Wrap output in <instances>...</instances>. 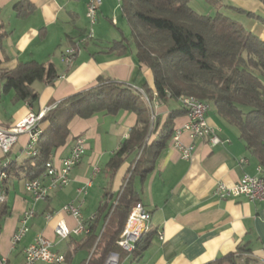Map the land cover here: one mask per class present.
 Wrapping results in <instances>:
<instances>
[{
	"label": "crops",
	"instance_id": "crops-1",
	"mask_svg": "<svg viewBox=\"0 0 264 264\" xmlns=\"http://www.w3.org/2000/svg\"><path fill=\"white\" fill-rule=\"evenodd\" d=\"M240 1L233 3L243 10ZM18 2H22L24 8L30 5L32 11L18 17L14 8ZM121 4L122 0H103L97 21L91 26L85 15L84 0H0V72L11 71L20 62L35 61L52 64L59 76L52 85L32 84V90L38 94L32 106L13 102V91L0 92L2 128L10 129L28 114H38L73 94L96 86L99 80L136 88L146 84L153 91V77L146 67H141L139 77L134 80L135 70L140 65L135 59V45ZM189 4L192 7L193 0ZM259 4L264 11L262 3ZM90 29L93 39L86 40ZM247 30L264 42V24L259 19L253 18ZM119 41H123L125 53L108 52ZM69 47L76 49L77 55L71 65L66 66L61 58ZM177 108H181L177 100H169L164 105L153 99L151 121L162 123L167 114ZM206 118L219 130L220 145L211 147L202 140H191L189 134L182 131L188 118L181 116L174 121L173 135L180 131V142L194 146L191 159H181L172 146V135L168 146L157 157L153 171L143 181H135L139 202L151 213L152 231L148 248L141 257L133 260L128 256L124 264H209L229 254H235L238 263L248 259L250 264H264V202L245 198L219 200L212 195L216 183L231 186L243 176H255L260 166L240 140L237 129L228 125L210 106ZM136 123V115L129 111L115 116L98 113L89 119L74 118L68 126L66 144L50 161L59 166L78 138L85 142V155L72 170L68 186L51 190L44 201L32 200L24 189L28 180L23 175L13 172L5 179L0 256L7 264H24L23 251L38 235L51 242L54 253L67 257V264H73L80 253L85 255L77 264L87 257V250L75 251L84 236L71 235L60 240L54 233L55 225L63 221L69 230L76 227V220L62 212V207L68 203L78 206L82 219L88 221L96 214L105 193L109 194V199H114L129 176L135 153L127 155L115 172L110 171L107 163ZM39 127L43 130L46 124L40 123ZM27 141V135H21L8 154L0 151V167L3 162L18 167L26 160ZM38 179L47 183L42 176ZM29 210L33 211V217L26 224L27 232L13 245V235Z\"/></svg>",
	"mask_w": 264,
	"mask_h": 264
},
{
	"label": "trees",
	"instance_id": "trees-1",
	"mask_svg": "<svg viewBox=\"0 0 264 264\" xmlns=\"http://www.w3.org/2000/svg\"><path fill=\"white\" fill-rule=\"evenodd\" d=\"M206 1L216 6L221 0ZM257 1L264 6V0ZM189 3L190 0H122L121 10L140 65L134 80L144 66L153 77V91L146 84L140 86L149 99L165 105L182 96L193 97L212 107L237 129L240 140L264 171V42L230 17L218 11L214 15L199 14ZM225 7L264 24V19L252 13ZM14 8L20 18L32 11L30 5L24 8L22 2ZM108 52L123 55V41L115 42ZM58 78L52 64L20 62L15 69L0 72V92L13 91V102L32 106L38 99L32 84L52 85ZM143 103L130 84L99 80L96 86L63 99L48 111L40 121L46 127L36 143V155L18 167L6 168L8 176L15 172L28 181L38 179L57 150L66 144L68 126L74 118L89 119L98 113L115 116L122 111L136 115V125L107 163L115 172L127 155L135 153L129 176L114 199L105 193L94 217L84 222L89 233L75 251L84 249L88 254L80 264H86L90 254L87 264H103L110 253L118 254L119 260L128 256L137 260L148 248L151 228L142 233L130 254L123 252L116 241L129 208L139 203L135 181H143L153 171L157 157L173 135L175 119L186 115V111L177 108L162 123H153L150 108ZM237 259L235 254H229L209 264H239ZM67 261L65 257L66 264ZM250 263L248 259L243 261Z\"/></svg>",
	"mask_w": 264,
	"mask_h": 264
},
{
	"label": "built area",
	"instance_id": "built-area-1",
	"mask_svg": "<svg viewBox=\"0 0 264 264\" xmlns=\"http://www.w3.org/2000/svg\"><path fill=\"white\" fill-rule=\"evenodd\" d=\"M86 7V18L91 26H93L99 14V9L103 3V0H84ZM93 39V32L90 29L86 40ZM68 51H71V47L64 51L61 62L66 66L71 65L75 58H68ZM77 53H75L76 57ZM133 90L140 92L141 97L148 98V95L141 88L132 86ZM180 107L186 111L188 121L182 128L189 134L191 140H202L211 147L220 145L222 143L219 138V130L216 127L211 126L206 118L208 107L194 102H180ZM56 105L42 110L38 114H28L26 118L15 124L10 129H4L0 126V151L3 154H8L13 145L17 142L19 136L27 135L28 141L24 148L25 155L33 152V137H35V131L40 125L41 119L46 115L47 111L55 108ZM180 131L172 137V146L178 150L181 159L190 160L194 146L183 145L180 140ZM86 145L83 139L78 138L70 151V154L61 161L59 166H55L51 161L48 162L45 172L42 175L43 179L47 180V183H43L41 179H35L26 181L24 184L25 191L30 194L34 202H41V194H49L51 190L61 189L68 186L70 182V174L72 170L79 164L83 156L85 155ZM5 163V162H3ZM8 175H0V199H5L6 193L3 183ZM212 195L219 200L222 199H236L245 198L251 202H264V171L261 167L258 169V173L255 176H243L237 183L228 186L222 182L216 183ZM62 212L73 217L77 224L73 230H69L63 221L56 223L54 228L55 235L60 240H66L72 236H86L89 233V229L84 225V220L81 217L79 207L73 203H68L62 207ZM1 213V210H0ZM33 217V211H27L21 221V226L17 229L13 235L12 244L15 245L21 241L25 233L27 232V222ZM151 228V213L139 202L129 208L124 228L116 241L117 246L125 253H132L135 248H132V238L135 237L138 229ZM159 239L162 241L163 236L158 234ZM51 242L42 235H38L34 241L28 245L23 251L24 264H59L60 256L62 254L54 253L51 250ZM89 255L87 262L90 258ZM86 262V264H87ZM119 256L116 253H110L104 260L103 264H118ZM0 264H7V260L0 256Z\"/></svg>",
	"mask_w": 264,
	"mask_h": 264
},
{
	"label": "rangeland",
	"instance_id": "rangeland-1",
	"mask_svg": "<svg viewBox=\"0 0 264 264\" xmlns=\"http://www.w3.org/2000/svg\"><path fill=\"white\" fill-rule=\"evenodd\" d=\"M235 0H221L216 6L213 5H206L205 0H193V6L192 9L195 10L199 14H206V15H214L217 11L230 17L231 19L235 20L238 22L242 27L245 29L248 28V25L252 23L253 19L247 17L245 14H239L235 12L234 10L227 9L225 6H232L237 8V4L233 3ZM241 5L242 9L246 12H251L253 13L256 17H260L264 19V11L261 9L260 4L258 1L255 0H241ZM202 6V8L200 7ZM56 105V104H55ZM55 251L57 249H54ZM85 254L80 253L76 256V258L73 259V264H77L78 260L82 258ZM127 258V257H126ZM125 258H121L119 260L118 264H124L125 263ZM239 264H243V262H239Z\"/></svg>",
	"mask_w": 264,
	"mask_h": 264
},
{
	"label": "bare ground",
	"instance_id": "bare-ground-1",
	"mask_svg": "<svg viewBox=\"0 0 264 264\" xmlns=\"http://www.w3.org/2000/svg\"><path fill=\"white\" fill-rule=\"evenodd\" d=\"M75 53H76V49L74 50L73 48H71V51H68V58H74L75 57ZM64 55V54H63ZM62 55V58H63ZM140 94V92H139ZM141 96V94H140ZM141 100L150 108L151 107V102L148 100V98L145 97H141ZM180 102H194V103H198L201 105H205V107H207V105L204 102L199 101L196 98L193 97H185L182 96L179 98ZM50 111V110H49ZM48 112V111H47ZM41 134V129L38 126L37 127V131H35V137H33V152L34 153H28V155H26L27 157H32L35 156L37 153V149H36V143L38 141V138ZM8 167V162H5L1 167H0V175H7L6 172V168ZM46 167H48V163L46 164ZM47 198V194H41V201H44ZM5 204V199H0V210L2 208V206ZM147 228H143V229H138L137 233H135V237L132 238V248H135V244L137 243V241L139 240V238L141 237L142 233L146 230ZM65 263V257L64 256H60L59 259V264H64Z\"/></svg>",
	"mask_w": 264,
	"mask_h": 264
}]
</instances>
